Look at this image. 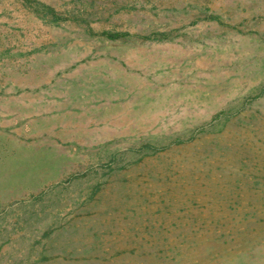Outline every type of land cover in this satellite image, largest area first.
<instances>
[{"label":"rangeland","instance_id":"1","mask_svg":"<svg viewBox=\"0 0 264 264\" xmlns=\"http://www.w3.org/2000/svg\"><path fill=\"white\" fill-rule=\"evenodd\" d=\"M25 2L53 29L25 103L0 65V264H264V0Z\"/></svg>","mask_w":264,"mask_h":264},{"label":"crops","instance_id":"2","mask_svg":"<svg viewBox=\"0 0 264 264\" xmlns=\"http://www.w3.org/2000/svg\"><path fill=\"white\" fill-rule=\"evenodd\" d=\"M50 4L53 0H39ZM70 26L77 28V24L66 21ZM63 26V23H60ZM94 31L96 27L106 29L104 23L96 25V22L89 24ZM103 26V27H102ZM53 26L43 22L25 2V0H0V65H14V68L21 70L23 84L18 83L24 102L27 99L26 88L31 87L30 74L32 72L31 60L35 54L42 55L50 42V32ZM94 64L92 56H89L80 63H70L77 68L84 67L85 64ZM15 85V84H14ZM40 85H43L41 83ZM41 89V87H39ZM29 96V95H28ZM11 99L15 96L10 95ZM2 98V95H0ZM28 100V99H27Z\"/></svg>","mask_w":264,"mask_h":264},{"label":"trees","instance_id":"3","mask_svg":"<svg viewBox=\"0 0 264 264\" xmlns=\"http://www.w3.org/2000/svg\"><path fill=\"white\" fill-rule=\"evenodd\" d=\"M43 6L45 8H48L53 13V15L55 16V19H57L56 15H55V12H54V10L52 9L51 6H48L46 4H43ZM101 34L106 36V37H108V38H114V37H117V36H121L120 33H110L108 31H102ZM122 34L124 35V33H122ZM158 34H157L158 36H156V35H154L155 37L147 36L146 38H150V39H154V40H162L166 36V33H164V32H160Z\"/></svg>","mask_w":264,"mask_h":264},{"label":"bare ground","instance_id":"4","mask_svg":"<svg viewBox=\"0 0 264 264\" xmlns=\"http://www.w3.org/2000/svg\"><path fill=\"white\" fill-rule=\"evenodd\" d=\"M72 112V111H71Z\"/></svg>","mask_w":264,"mask_h":264}]
</instances>
